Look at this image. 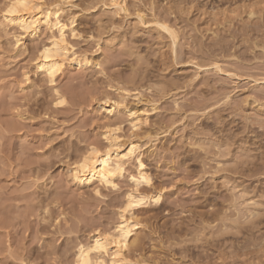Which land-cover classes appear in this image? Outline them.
<instances>
[{
    "label": "rangeland",
    "instance_id": "rangeland-1",
    "mask_svg": "<svg viewBox=\"0 0 264 264\" xmlns=\"http://www.w3.org/2000/svg\"><path fill=\"white\" fill-rule=\"evenodd\" d=\"M74 2L64 17L85 10L68 42L98 65L65 64L54 85L65 94L60 107L34 66L49 33L15 48L17 32L0 16V264H73L78 242L115 226L135 165L99 198L68 175L87 148H105L114 118L99 103L132 77L140 102H129L167 130L142 150L162 193L139 215L148 255L158 264H264V0H126L122 17L108 0ZM155 20L175 31L174 46ZM239 189L254 209H229Z\"/></svg>",
    "mask_w": 264,
    "mask_h": 264
},
{
    "label": "bare ground",
    "instance_id": "bare-ground-1",
    "mask_svg": "<svg viewBox=\"0 0 264 264\" xmlns=\"http://www.w3.org/2000/svg\"><path fill=\"white\" fill-rule=\"evenodd\" d=\"M108 1L109 6L107 7L111 8L113 14L111 16L122 17L129 15L126 0ZM73 2L74 0H26V7H21L17 4L15 14L6 15L8 8L16 3V0H8L4 5L2 14L0 13L3 22L13 27L17 32L13 41L15 48H24L25 45L21 40L24 38H37L43 29L49 33L46 43H42L34 56V66L36 71L43 76L45 83L53 86L52 92L56 100L54 106L57 107L66 103L65 94L54 87L57 77L64 72L65 64H68L70 68L79 70L90 69V67L98 65L97 62H92V59L86 53L76 52L68 42V33L73 38L79 35L78 28L74 25L75 19L76 16H80L79 14L85 10L81 6L82 9H79L81 11L79 14H65L66 17H64L65 10H72V7H77L78 4L75 5ZM85 2L86 0H81L80 3L83 4ZM136 12L137 21L145 24L143 23V15L139 13L140 11ZM151 23L160 31L166 33L172 46L175 45L176 35L172 28L157 20ZM45 49L48 50L47 55L50 59H44L42 53L45 52ZM135 79L132 77L126 81L127 86L116 88L117 96L114 99L105 96L99 103L100 110L106 116L114 118L112 122L104 126L103 139L106 142L105 148H100L101 150L96 146L87 148L88 150L78 156L69 168L68 176L70 181L78 187L90 191L95 198H99L102 197L103 193H111L118 190L119 180L125 178L127 168L129 169L128 166L131 163L135 165V171L128 175V182L131 187L123 195L124 200L120 203L119 209H117L118 219L115 226L110 230L92 231V233H89L90 242L88 243L78 242L75 247L73 264H158L157 257L148 255L146 250L151 239L148 238V234L143 233L146 221L145 219H140L139 215L148 213L152 207L156 206L157 208L161 204L162 193L161 189L159 190L154 186L152 178L144 165L142 150L149 147V144L156 140L157 137H163L167 130L150 127L146 117L148 111L143 109L140 112L129 102V99L140 102L139 87H135L137 86L136 84L134 85ZM123 116L130 124L128 135L119 133L123 123L121 119ZM198 149L201 150V148ZM79 165H83V167H78ZM238 191L237 199L232 201V208H228L236 209V212L241 208L253 207L254 209V201L245 197L246 190L239 189ZM255 206L258 207L256 204ZM244 209L241 210L244 211ZM151 219L152 216L149 220ZM226 223H228L227 220ZM154 247V244H152L151 248L153 249Z\"/></svg>",
    "mask_w": 264,
    "mask_h": 264
},
{
    "label": "snow or ice",
    "instance_id": "snow-or-ice-1",
    "mask_svg": "<svg viewBox=\"0 0 264 264\" xmlns=\"http://www.w3.org/2000/svg\"><path fill=\"white\" fill-rule=\"evenodd\" d=\"M19 4L21 7H26V0H16V3H14L11 7L8 8L6 15H14L15 14V8ZM47 49H45V52L42 53L44 56V59H50V57L47 55ZM78 167H83V165H79ZM114 186V185H113ZM99 195V193H97Z\"/></svg>",
    "mask_w": 264,
    "mask_h": 264
}]
</instances>
